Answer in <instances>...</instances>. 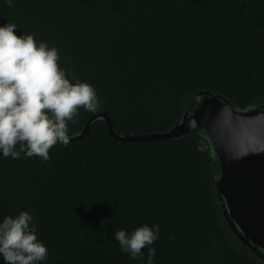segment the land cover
<instances>
[{"label":"trees","instance_id":"obj_1","mask_svg":"<svg viewBox=\"0 0 264 264\" xmlns=\"http://www.w3.org/2000/svg\"><path fill=\"white\" fill-rule=\"evenodd\" d=\"M6 23L95 89L99 107L80 108L68 135L100 111L122 134L166 131L202 90L264 104V0H0ZM49 154L0 153V221L33 216L40 264H146L147 248L130 259L113 238L144 224L159 226L153 264H264L224 217L205 135L126 142L97 118Z\"/></svg>","mask_w":264,"mask_h":264},{"label":"clouds","instance_id":"obj_2","mask_svg":"<svg viewBox=\"0 0 264 264\" xmlns=\"http://www.w3.org/2000/svg\"><path fill=\"white\" fill-rule=\"evenodd\" d=\"M5 2L11 6L12 0ZM16 28L14 23L0 25V153L13 159L24 153L47 162L52 147L69 144L68 124L77 122L79 109L94 112L99 101L89 83L66 77L56 48L43 41L37 44L31 34L17 35ZM33 220L21 211L0 221L4 264H40L47 259L48 249L38 239ZM158 233L159 226L144 224L130 234L119 229L113 238L130 259L143 257L147 248L146 264H153L156 250L151 245Z\"/></svg>","mask_w":264,"mask_h":264},{"label":"water","instance_id":"obj_3","mask_svg":"<svg viewBox=\"0 0 264 264\" xmlns=\"http://www.w3.org/2000/svg\"><path fill=\"white\" fill-rule=\"evenodd\" d=\"M97 118L104 119L114 138L126 142L166 140L192 132L205 135L224 216L233 232L264 259V105L240 109L222 94L202 90L196 107L166 131L122 134L112 117L100 111L79 133L69 135L70 140L88 132Z\"/></svg>","mask_w":264,"mask_h":264},{"label":"bare ground","instance_id":"obj_4","mask_svg":"<svg viewBox=\"0 0 264 264\" xmlns=\"http://www.w3.org/2000/svg\"><path fill=\"white\" fill-rule=\"evenodd\" d=\"M227 98V97H226ZM231 101V100H230ZM232 102V101H231ZM259 105H264V104H258V105H255V106H250V107H256V106H259ZM248 108V107H247ZM240 109H242V108H240ZM244 109H246V108H244Z\"/></svg>","mask_w":264,"mask_h":264}]
</instances>
